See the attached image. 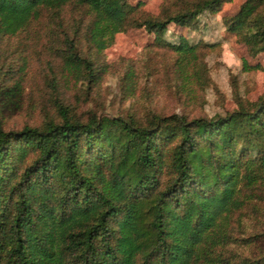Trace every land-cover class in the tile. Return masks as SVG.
<instances>
[{
    "label": "trees",
    "instance_id": "1",
    "mask_svg": "<svg viewBox=\"0 0 264 264\" xmlns=\"http://www.w3.org/2000/svg\"><path fill=\"white\" fill-rule=\"evenodd\" d=\"M226 0H203L164 18L139 16L141 1L0 0V33H15L41 7L67 3L86 15L97 52L117 32L143 26L177 53L181 77L200 73L196 46L162 40ZM264 0H244L226 19L248 48L264 49ZM67 72L97 81L103 67L63 35ZM199 69V70H198ZM51 82L57 83L52 75ZM12 87L0 81V98ZM1 101V99H0ZM54 114L6 129L0 118V264H212L230 240L227 218L243 204L241 187L264 178V96L225 114L148 112L76 115L53 95Z\"/></svg>",
    "mask_w": 264,
    "mask_h": 264
},
{
    "label": "rangeland",
    "instance_id": "2",
    "mask_svg": "<svg viewBox=\"0 0 264 264\" xmlns=\"http://www.w3.org/2000/svg\"><path fill=\"white\" fill-rule=\"evenodd\" d=\"M142 5L139 16L164 18L177 10L194 8L203 0H129ZM244 0L223 1L218 9H202L184 24L167 23L162 40L184 37L196 46L198 77H181L177 53L159 43L154 31L129 27L115 34L100 52L84 35L88 15L72 3L58 10L41 7L26 26L15 33H0V81L12 87L0 99L4 128L38 125L44 113L54 114L56 93L69 102L76 115L148 112L185 113L188 116L225 114L243 104L251 107L264 96V49L253 52L241 36L226 27ZM264 15V7L260 9ZM68 33L83 55L103 67L97 81L76 79L67 72L63 35ZM199 70V69H198ZM57 76L55 88L52 75ZM243 204L230 212V240L215 245L219 259L212 264H264V178L241 187Z\"/></svg>",
    "mask_w": 264,
    "mask_h": 264
}]
</instances>
